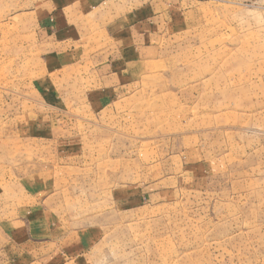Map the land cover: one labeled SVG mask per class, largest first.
Returning a JSON list of instances; mask_svg holds the SVG:
<instances>
[{
    "label": "rangeland",
    "instance_id": "rangeland-1",
    "mask_svg": "<svg viewBox=\"0 0 264 264\" xmlns=\"http://www.w3.org/2000/svg\"><path fill=\"white\" fill-rule=\"evenodd\" d=\"M142 2L105 83L2 45L0 264H264V0Z\"/></svg>",
    "mask_w": 264,
    "mask_h": 264
},
{
    "label": "crops",
    "instance_id": "crops-1",
    "mask_svg": "<svg viewBox=\"0 0 264 264\" xmlns=\"http://www.w3.org/2000/svg\"><path fill=\"white\" fill-rule=\"evenodd\" d=\"M154 2L148 4L158 11ZM149 6L142 0H0V52L5 45L7 57L21 54L24 68L27 61H37L34 70L48 77L61 74L64 66L86 51L87 44L92 59L101 57L96 74L105 83L106 75H116L118 63L112 62L114 55L106 45L96 51L89 49V44L98 34L118 43H135L136 36L128 29L142 24ZM118 54L116 60L127 59L126 53ZM43 79L38 78L35 85Z\"/></svg>",
    "mask_w": 264,
    "mask_h": 264
}]
</instances>
